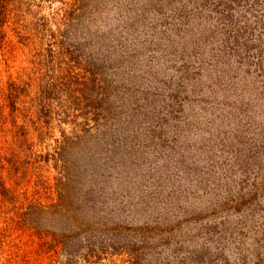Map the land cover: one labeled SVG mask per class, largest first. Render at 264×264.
<instances>
[{
	"label": "rangeland",
	"instance_id": "374dc122",
	"mask_svg": "<svg viewBox=\"0 0 264 264\" xmlns=\"http://www.w3.org/2000/svg\"><path fill=\"white\" fill-rule=\"evenodd\" d=\"M10 1L0 178L45 209L7 245L29 264H264V0Z\"/></svg>",
	"mask_w": 264,
	"mask_h": 264
},
{
	"label": "trees",
	"instance_id": "16d2710c",
	"mask_svg": "<svg viewBox=\"0 0 264 264\" xmlns=\"http://www.w3.org/2000/svg\"><path fill=\"white\" fill-rule=\"evenodd\" d=\"M10 2V0H0V47L6 37L4 28L11 17L8 10ZM9 87L7 89L0 87V100L7 102L9 112L13 113L17 109L15 105L20 99V91L15 83H11ZM27 133L26 129L25 134ZM32 164L33 162H28V165ZM17 184L15 180L12 187L8 188L0 178V264H29L27 252H18L21 248L19 244L7 245V239L13 234L28 233L33 241L35 234L32 231L34 229L32 220L43 208L45 209L38 200L33 202L27 194L19 193L16 188ZM6 246L9 250L5 248ZM11 248L14 250L11 251Z\"/></svg>",
	"mask_w": 264,
	"mask_h": 264
}]
</instances>
